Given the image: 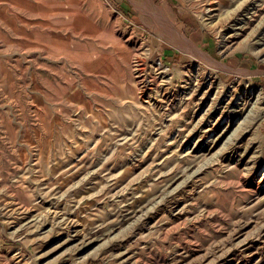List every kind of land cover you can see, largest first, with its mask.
I'll return each instance as SVG.
<instances>
[{
	"label": "rangeland",
	"instance_id": "1",
	"mask_svg": "<svg viewBox=\"0 0 264 264\" xmlns=\"http://www.w3.org/2000/svg\"><path fill=\"white\" fill-rule=\"evenodd\" d=\"M263 83L264 0H0V264H264Z\"/></svg>",
	"mask_w": 264,
	"mask_h": 264
},
{
	"label": "bare ground",
	"instance_id": "2",
	"mask_svg": "<svg viewBox=\"0 0 264 264\" xmlns=\"http://www.w3.org/2000/svg\"><path fill=\"white\" fill-rule=\"evenodd\" d=\"M255 2V1H254ZM211 3L212 2H210V3H208V6H209V8L207 9V11H212L213 10V8H212V6H211ZM207 5V4H206ZM261 5V4H260ZM258 7V6H257ZM217 9V8H216ZM259 9V8H258ZM261 9V8H260ZM252 11V10H251ZM208 13V12H207ZM252 15V14H251ZM250 14L248 15V13L245 15V12H244V15H243V17H240V18H237V19H235L234 21H233V24L231 25V29L234 31H239V32H235L234 34H239V33H241L240 31H242V29L246 26V21H247V19H250V18H252V16H251ZM257 16V15H256ZM227 28V27H226ZM255 29V28H254ZM261 36V35H260ZM228 39V38H227ZM263 41V40H262ZM140 63H138L137 64V66H135L136 67V70L137 69H140V67L138 66ZM161 84V83H160ZM144 86H146V84H144ZM159 86V85H158ZM153 89V88H152ZM151 93V92H150ZM153 98V97H152ZM149 100V99H148Z\"/></svg>",
	"mask_w": 264,
	"mask_h": 264
},
{
	"label": "crops",
	"instance_id": "3",
	"mask_svg": "<svg viewBox=\"0 0 264 264\" xmlns=\"http://www.w3.org/2000/svg\"><path fill=\"white\" fill-rule=\"evenodd\" d=\"M202 47L206 50L205 52H203L204 54H200L196 60L199 61L201 64L208 66L209 65V57H212L208 52H209V47L212 45V40L209 41L208 37L206 39L202 38ZM207 55V56H206ZM255 76V75H253Z\"/></svg>",
	"mask_w": 264,
	"mask_h": 264
},
{
	"label": "trees",
	"instance_id": "4",
	"mask_svg": "<svg viewBox=\"0 0 264 264\" xmlns=\"http://www.w3.org/2000/svg\"><path fill=\"white\" fill-rule=\"evenodd\" d=\"M263 85H264V83H263Z\"/></svg>",
	"mask_w": 264,
	"mask_h": 264
}]
</instances>
